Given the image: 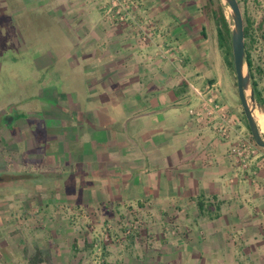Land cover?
<instances>
[{"label": "crops", "instance_id": "0c3cea01", "mask_svg": "<svg viewBox=\"0 0 264 264\" xmlns=\"http://www.w3.org/2000/svg\"><path fill=\"white\" fill-rule=\"evenodd\" d=\"M39 2L63 32L57 54L72 79L43 87L42 108L11 102L10 123L0 103V250L11 249L0 264H20L21 239L35 243L26 264H90L83 219L131 216L154 233L106 247L105 264H264V149L236 171L229 141L188 112L198 103L188 84H215L242 117L208 0H141L146 46L136 21H108L97 0ZM32 6L0 0V25ZM8 186L21 191L3 195Z\"/></svg>", "mask_w": 264, "mask_h": 264}, {"label": "rangeland", "instance_id": "374dc122", "mask_svg": "<svg viewBox=\"0 0 264 264\" xmlns=\"http://www.w3.org/2000/svg\"><path fill=\"white\" fill-rule=\"evenodd\" d=\"M214 1L224 5L221 0ZM240 3L242 12L244 11L254 21V26L256 27L255 41L250 49L253 65L254 67L259 66L264 70V21H262L264 20V0L259 3L255 0H249L246 5H243L242 2ZM39 5V0H35V6L27 9L23 21L20 18H15L13 24L12 20H10L12 25H5V28L0 25V103L4 107V111H7V115L3 116V124L10 123L12 114L16 113L11 112V102H28L29 106L23 105L24 108L22 110L25 111L29 108H42L41 104L46 101V99H42L43 87L47 85H56L58 87L59 81L72 79V72L66 71L64 63L58 57L59 47L57 46H59L63 38V32H61L55 21L53 22L54 19L50 18V8L46 5ZM2 11L0 8V23L6 20L5 11ZM224 11L229 17L227 6L224 7ZM20 34L22 38H20ZM10 35L15 37L17 42ZM228 74L230 87L233 90L237 105V112L243 116L237 96L234 71L228 68ZM259 78L257 79V88L264 94V75ZM224 103L231 109L230 103L227 101H224ZM1 191L3 195H5L4 193H16V191H21V186L19 188L18 186L4 187L1 188ZM76 220L77 218L74 216V218L71 217L70 222L74 223ZM105 225L110 226L112 235L114 234L115 237L112 243H108L106 247H122L130 235L136 236V241L140 242L141 240L143 242L144 238L147 239L149 237L148 232L154 233V227L146 225L142 218L136 216L109 220L99 219L97 221L90 220L89 217L85 218L82 222L84 230L83 240L90 244L89 254L92 262L90 264H105V254H102L103 260L101 262H94L95 252L97 251V247L94 245L101 237V231ZM123 230H128L129 232L125 235L122 232ZM33 244L35 245V243ZM33 244L25 243L21 239V246H25L26 250H21V252L16 250V253L19 254L15 255L20 264H26V260L30 256L35 255L31 247ZM50 246L52 244L48 241L46 244L47 249L40 250L42 256L43 254H50ZM10 250L9 247L0 250V262H4L9 257ZM105 250L106 248L103 251ZM115 252H118V250H115ZM45 258L49 260L47 256Z\"/></svg>", "mask_w": 264, "mask_h": 264}, {"label": "built area", "instance_id": "2783aa9c", "mask_svg": "<svg viewBox=\"0 0 264 264\" xmlns=\"http://www.w3.org/2000/svg\"><path fill=\"white\" fill-rule=\"evenodd\" d=\"M103 17L110 22L128 24L136 21L138 28V40L142 46L152 41V24L145 17L136 18L135 13L141 8V0H97ZM152 27V26H151ZM157 56L160 58L174 59L176 57L165 56L161 48L157 49ZM192 94L198 99L197 106L188 109L189 114L199 122L209 126L220 138L229 141L228 155L236 171L246 168L254 155L257 153V145L252 140L250 131L242 117L230 112L228 107L216 96V85L210 84L204 88H198L192 83L188 84ZM125 235L128 230L122 231ZM114 234L109 225L103 226L101 237L94 245L97 247L94 262L103 260L104 246L112 243Z\"/></svg>", "mask_w": 264, "mask_h": 264}, {"label": "water", "instance_id": "95a60500", "mask_svg": "<svg viewBox=\"0 0 264 264\" xmlns=\"http://www.w3.org/2000/svg\"><path fill=\"white\" fill-rule=\"evenodd\" d=\"M228 7L231 27V60L236 78L237 96L255 144L264 149V133L261 132L254 111L262 113L260 104L254 96L251 74L245 61L244 19L238 0H221Z\"/></svg>", "mask_w": 264, "mask_h": 264}, {"label": "trees", "instance_id": "16d2710c", "mask_svg": "<svg viewBox=\"0 0 264 264\" xmlns=\"http://www.w3.org/2000/svg\"><path fill=\"white\" fill-rule=\"evenodd\" d=\"M225 6L226 5H222L220 2H215L214 0H208L206 11L211 14V17L213 18V21L215 23L218 46L222 52L224 62L228 68L233 70L232 60H231V42H230L231 27L229 23V17H227L224 11ZM243 19H244L245 61L248 64V68L250 70L251 82L254 88V96L258 101V103L260 104L262 112L264 113V94L261 90L257 88L258 86L257 79L258 77L262 78V76L264 75V70L259 66L254 67L250 52L251 51L250 49L255 41L256 27L254 26V21L248 15H246L244 11H243ZM261 24H259V26H261ZM242 118L246 124L247 129L249 130L244 114ZM203 208H204L203 202H198V209L200 210V212L203 211ZM104 248L106 247L104 246Z\"/></svg>", "mask_w": 264, "mask_h": 264}, {"label": "bare ground", "instance_id": "6f19581e", "mask_svg": "<svg viewBox=\"0 0 264 264\" xmlns=\"http://www.w3.org/2000/svg\"><path fill=\"white\" fill-rule=\"evenodd\" d=\"M254 117L258 123L261 132L264 133V114L259 113L257 110L254 111ZM263 129V130H262Z\"/></svg>", "mask_w": 264, "mask_h": 264}, {"label": "flooded vegetation", "instance_id": "af4514ba", "mask_svg": "<svg viewBox=\"0 0 264 264\" xmlns=\"http://www.w3.org/2000/svg\"><path fill=\"white\" fill-rule=\"evenodd\" d=\"M263 18H264V16H263Z\"/></svg>", "mask_w": 264, "mask_h": 264}]
</instances>
